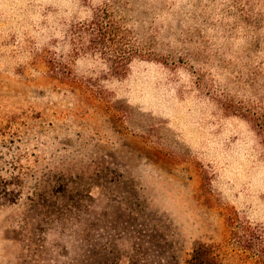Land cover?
I'll use <instances>...</instances> for the list:
<instances>
[{
    "label": "rangeland",
    "instance_id": "rangeland-1",
    "mask_svg": "<svg viewBox=\"0 0 264 264\" xmlns=\"http://www.w3.org/2000/svg\"><path fill=\"white\" fill-rule=\"evenodd\" d=\"M236 219L264 228V0H0V264H187Z\"/></svg>",
    "mask_w": 264,
    "mask_h": 264
},
{
    "label": "trees",
    "instance_id": "trees-1",
    "mask_svg": "<svg viewBox=\"0 0 264 264\" xmlns=\"http://www.w3.org/2000/svg\"><path fill=\"white\" fill-rule=\"evenodd\" d=\"M112 20L108 15L98 17L85 29V38H91L93 48H98L101 55L109 58L107 61L112 68L125 70L136 52L128 53L116 47V42L123 38ZM108 48H112L111 54L107 53ZM228 226L230 236L226 243H198L187 264H264V228L237 219L229 220ZM89 258L87 260L91 262ZM131 258L132 264H136V258Z\"/></svg>",
    "mask_w": 264,
    "mask_h": 264
}]
</instances>
